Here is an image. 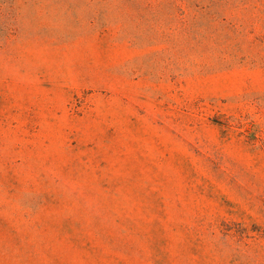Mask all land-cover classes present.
Here are the masks:
<instances>
[{"label": "rangeland", "instance_id": "obj_1", "mask_svg": "<svg viewBox=\"0 0 264 264\" xmlns=\"http://www.w3.org/2000/svg\"><path fill=\"white\" fill-rule=\"evenodd\" d=\"M0 264H264V0H0Z\"/></svg>", "mask_w": 264, "mask_h": 264}]
</instances>
